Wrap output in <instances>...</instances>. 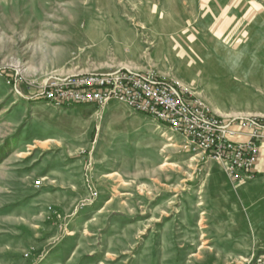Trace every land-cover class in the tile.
Masks as SVG:
<instances>
[{"label":"rangeland","instance_id":"1","mask_svg":"<svg viewBox=\"0 0 264 264\" xmlns=\"http://www.w3.org/2000/svg\"><path fill=\"white\" fill-rule=\"evenodd\" d=\"M231 11L220 0H0V264H264L259 157L253 178L233 179L120 103L39 99L52 77L129 71L232 130L264 122V29L232 27Z\"/></svg>","mask_w":264,"mask_h":264},{"label":"built area","instance_id":"2","mask_svg":"<svg viewBox=\"0 0 264 264\" xmlns=\"http://www.w3.org/2000/svg\"><path fill=\"white\" fill-rule=\"evenodd\" d=\"M39 95L55 109L72 105L100 108L111 102L120 103L181 135L194 149L222 162L226 174L237 180L253 178L260 149L264 147L263 121L242 124V134L213 117L186 93L129 71L52 77L42 84ZM237 135L243 140H234Z\"/></svg>","mask_w":264,"mask_h":264},{"label":"crops","instance_id":"3","mask_svg":"<svg viewBox=\"0 0 264 264\" xmlns=\"http://www.w3.org/2000/svg\"><path fill=\"white\" fill-rule=\"evenodd\" d=\"M225 4V9L230 10L232 8V14L227 17H221L224 20L232 24L234 28H241L243 31H252L257 29H264V6L258 4L255 0H220ZM227 6V7H226ZM238 8V9H237ZM231 17V18H229ZM251 28H253L251 30ZM239 30V29H238ZM236 29V31H238ZM259 163L255 172L264 174V147L261 148L259 153ZM254 172V171H253Z\"/></svg>","mask_w":264,"mask_h":264}]
</instances>
